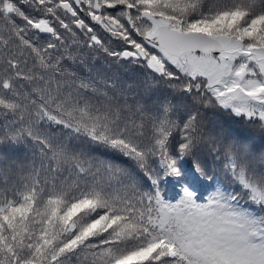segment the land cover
I'll use <instances>...</instances> for the list:
<instances>
[{"label":"snow or ice","instance_id":"6c2138e0","mask_svg":"<svg viewBox=\"0 0 264 264\" xmlns=\"http://www.w3.org/2000/svg\"><path fill=\"white\" fill-rule=\"evenodd\" d=\"M208 109L264 133V0H0V264H264V154Z\"/></svg>","mask_w":264,"mask_h":264},{"label":"trees","instance_id":"16d2710c","mask_svg":"<svg viewBox=\"0 0 264 264\" xmlns=\"http://www.w3.org/2000/svg\"><path fill=\"white\" fill-rule=\"evenodd\" d=\"M34 14L35 13H30ZM21 23L23 21H20ZM98 29V26H95ZM101 35H104L101 33ZM105 39L108 38L105 36ZM89 65L92 70V73L96 76L104 77L106 79H114L117 82L118 87H126L127 83H131L134 79L139 80L142 78V74L140 70L135 68L134 66H125L123 68L118 67L116 65L108 66L106 59H97L95 62L91 61V57H89ZM77 71L81 72V74H87L84 69L77 68ZM166 89L163 86H157L154 95H163ZM205 119L208 121L209 126L215 125L216 131L222 133L225 139L227 140H236L237 143L244 142L250 145V151L254 153L256 160H259L261 154H264V133L257 132L251 128H246L238 122L233 121L229 116L225 115L222 112L214 111L212 109H208L205 112ZM77 147L82 148L85 151H88L92 155H97L100 158L107 160L111 163L117 164L123 168L128 169L129 173L136 179L138 184L142 185V182L139 179L138 169L135 167L132 161H129L119 154L111 152L107 149H102L99 147L87 146L83 143L78 144ZM31 157V153H28V157ZM17 162H25V160H21L19 157H15ZM211 157H208L209 167L211 168ZM258 167H264L257 165ZM212 175L216 177V180L219 182V187L221 190L228 188L231 183L230 177L227 175L221 174L219 163L216 164L215 169L212 171ZM209 181L204 180L199 184H192L193 188L198 189L200 193H203L205 196L214 192L217 188V183L212 182L211 186H209ZM183 181L177 183L174 180H165L163 184V191L166 194L168 199H171L173 196L179 192ZM175 185V187H173ZM188 186V185H185ZM129 264H132V261H129Z\"/></svg>","mask_w":264,"mask_h":264}]
</instances>
